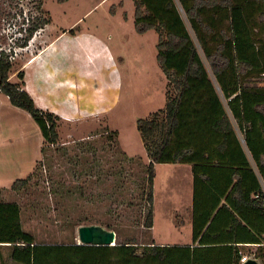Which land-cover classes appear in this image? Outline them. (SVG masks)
<instances>
[{"label": "rangeland", "instance_id": "374dc122", "mask_svg": "<svg viewBox=\"0 0 264 264\" xmlns=\"http://www.w3.org/2000/svg\"><path fill=\"white\" fill-rule=\"evenodd\" d=\"M133 8L132 0H0L9 80L19 81L21 69L35 105L57 116L50 142L30 112L0 90V200L19 204L22 228L37 241L78 242V224L94 222H109L116 241L191 236L189 162L154 163L153 223L143 225L149 157L136 119L164 106L168 77L155 57L156 30L137 31ZM4 246L7 264H23Z\"/></svg>", "mask_w": 264, "mask_h": 264}, {"label": "trees", "instance_id": "16d2710c", "mask_svg": "<svg viewBox=\"0 0 264 264\" xmlns=\"http://www.w3.org/2000/svg\"><path fill=\"white\" fill-rule=\"evenodd\" d=\"M132 1L135 29L157 32L155 57L168 77L164 106L136 119L149 157L143 225L153 223L154 163L189 162L192 242L198 244L37 241L22 228L19 204L2 200L0 243L9 245L11 260L23 264H238L239 246L220 242L231 234L219 237L222 231L214 230L213 219L225 206L221 197L229 190L238 191L256 216L238 209L239 217L231 214L226 233L249 225L250 241L258 242L253 256L264 264V36L259 33L264 0H178L215 82L175 0ZM10 70V57L0 51V90L11 103L28 110L43 137L54 142L57 116L35 105L22 87L21 69L16 71L19 81L9 80ZM27 178H17L12 185L20 187ZM105 224L110 229L109 222Z\"/></svg>", "mask_w": 264, "mask_h": 264}, {"label": "crops", "instance_id": "0c3cea01", "mask_svg": "<svg viewBox=\"0 0 264 264\" xmlns=\"http://www.w3.org/2000/svg\"><path fill=\"white\" fill-rule=\"evenodd\" d=\"M44 47H42L39 51H41ZM33 56L29 57L28 60H30ZM22 87L26 90L25 86L22 85ZM156 163H161V162H155V164ZM192 180H193V176H192ZM261 184H262V187L264 189V184L262 183V181H261ZM191 195H192L191 206L189 207V211H190L191 230H192L193 187H192ZM209 195L213 196V194H211V193ZM198 196H199V201H201V203H203L202 202V197H203L202 193L199 192ZM240 198H241V196H240L238 191H232L229 193V190L227 191L226 195L221 197L220 203L225 202V204H224L225 206L221 210H219V214L213 219L215 221L214 230L222 231V234L219 237H229L228 235L231 234L230 238H223L224 241H220L221 243L226 242V243L236 244L239 246L240 251L242 253L252 254V251L255 249L258 242L250 241L251 239L249 238V236H250V231H249L250 226L249 225L238 226L237 227L238 232H236V230H235V232L231 231V232L226 233L227 229L230 228V221H232L231 214L233 215V213H234L235 216L239 217L240 213L238 214V212H239L238 209L241 210L245 214V216H252V215L256 216L255 212L251 208V205H249L245 201H242V199H240ZM241 220H242L241 222H243V219H241ZM232 237H235V238H232ZM263 237H264V233H263ZM217 240H219V239H217ZM192 241L193 240H192V232H191V236L189 239L179 240L176 242L166 241V240H154V243L160 244V245H163V244L196 245V244H198L197 242L193 243ZM4 245L8 246V244H5V243L1 244L0 243V249L2 247H5ZM257 260L260 262V260L258 258H257ZM2 261L5 262L4 257L2 255V253L0 252V263Z\"/></svg>", "mask_w": 264, "mask_h": 264}, {"label": "water", "instance_id": "95a60500", "mask_svg": "<svg viewBox=\"0 0 264 264\" xmlns=\"http://www.w3.org/2000/svg\"><path fill=\"white\" fill-rule=\"evenodd\" d=\"M78 243L114 244L115 232L100 224H80L77 227ZM242 264H261L256 257H249Z\"/></svg>", "mask_w": 264, "mask_h": 264}, {"label": "built area", "instance_id": "2783aa9c", "mask_svg": "<svg viewBox=\"0 0 264 264\" xmlns=\"http://www.w3.org/2000/svg\"><path fill=\"white\" fill-rule=\"evenodd\" d=\"M249 257H254L253 256V253L252 254H247V253H242L241 252L240 257H239V260H238V264H242Z\"/></svg>", "mask_w": 264, "mask_h": 264}, {"label": "bare ground", "instance_id": "6f19581e", "mask_svg": "<svg viewBox=\"0 0 264 264\" xmlns=\"http://www.w3.org/2000/svg\"><path fill=\"white\" fill-rule=\"evenodd\" d=\"M115 242H116V240H115Z\"/></svg>", "mask_w": 264, "mask_h": 264}]
</instances>
